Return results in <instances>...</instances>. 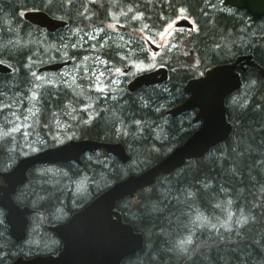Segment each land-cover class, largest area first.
Wrapping results in <instances>:
<instances>
[{
    "label": "trees",
    "instance_id": "obj_1",
    "mask_svg": "<svg viewBox=\"0 0 264 264\" xmlns=\"http://www.w3.org/2000/svg\"><path fill=\"white\" fill-rule=\"evenodd\" d=\"M220 3L218 0H0V61L11 68L9 73H0V128L11 127L23 116L27 106L25 96L30 89L34 90L32 71L51 54L55 59H70L73 63L85 56L102 55L105 59L110 57L108 61L116 66L143 56L134 52L132 43L118 32L107 29L111 13L131 9L125 18L134 31L129 35H140L135 31L137 26L160 27L180 9L197 25L195 31L181 35L186 54L168 52V59L163 62L169 69L166 81L132 92L124 86L121 92L107 91L96 99L89 120L83 111L86 103L69 104L76 99L79 89L59 85L43 91L41 87L32 122L0 140V170L12 167L29 153L27 148L41 150L62 142L56 141L59 138L56 134L70 128L55 127L56 120L58 124L67 121V126L74 125V132L70 129L72 138L121 142L129 160L123 163L100 150L92 156H82L80 165L72 162L57 165L56 176H39L31 169L27 172V183L15 196L17 201L39 205L36 207L43 214L55 207L78 205L76 202L84 201L83 195L88 200L126 176L144 171L182 143L195 127L187 117L189 113L164 117L167 109L185 99L182 87L189 78L210 65L230 62L246 54H251L264 71V19L251 22L244 10L227 12L219 8ZM30 8L44 10L64 20L66 25L53 32L33 25L21 16L23 10ZM100 26H105L102 32L79 37L82 35L79 32ZM127 29L130 30L128 26ZM75 43H80L79 47ZM66 110L68 115L75 112L80 117H66ZM226 115L232 129L224 141L172 172L159 174L132 198L117 203L122 220L143 237L142 248L124 257L120 264H264V75L259 69L249 67L241 74L240 87L226 98ZM41 139L43 142H37ZM48 177L53 179L42 180ZM81 177L87 178V194L78 198L70 183L57 186L64 179ZM197 217L206 218L211 224L201 222L196 227L193 221ZM220 218H226V225L218 223ZM52 222L51 218L42 220L40 216L36 231L28 233L25 242H18L10 237L0 216V264L18 254H32L41 246L43 252H55L57 246L45 228ZM178 235L191 236L186 253L171 247L170 241Z\"/></svg>",
    "mask_w": 264,
    "mask_h": 264
},
{
    "label": "water",
    "instance_id": "obj_2",
    "mask_svg": "<svg viewBox=\"0 0 264 264\" xmlns=\"http://www.w3.org/2000/svg\"><path fill=\"white\" fill-rule=\"evenodd\" d=\"M224 3L244 7L254 21L264 17V0H224ZM23 17L49 32L66 24L65 21L52 18L41 10L25 11ZM176 24L189 26L186 20H180ZM240 61L241 59H235L230 63L215 64L206 69L203 75L191 78L185 83L183 91L189 93V96L166 112L176 116L186 110L196 109L193 121L201 120L199 127L155 164L113 183L75 212L67 222L51 225L50 230L62 243L56 255L37 254L30 258L17 256L8 264H120L124 257L139 251L143 244L142 234L135 232L129 223L123 222L116 209L117 203L126 197L132 198L136 191L152 184L159 174L172 172L186 160L201 157L212 146L228 137L232 127L226 118L225 98L239 88L241 71L244 72L247 67H255L264 75L263 68L250 60V57L245 59L247 66ZM69 63L70 61L54 62L40 67L39 70H56ZM7 70L0 64V71ZM166 78V68L159 67L137 75L127 87L134 91L143 85L148 86ZM97 148H104L123 163L129 160L125 150L116 144L98 143L90 139L69 140L56 147L23 156L12 169L0 171L3 180L0 183V208L5 210V221L13 240L21 241L25 238L28 214L33 211L28 206L16 204L12 197L17 188L25 183L27 171L42 163L75 161L81 164L80 155Z\"/></svg>",
    "mask_w": 264,
    "mask_h": 264
},
{
    "label": "rangeland",
    "instance_id": "obj_3",
    "mask_svg": "<svg viewBox=\"0 0 264 264\" xmlns=\"http://www.w3.org/2000/svg\"><path fill=\"white\" fill-rule=\"evenodd\" d=\"M219 8L221 10L230 12L231 8L223 6L221 3L219 4ZM121 12H113L112 15V21L110 22L109 29L116 33V31H120L122 29V24H117L118 20L123 15H130L131 9L129 7H126L125 10H120ZM123 12V13H122ZM179 18L177 17H171L168 20L164 22V29L163 30H149L144 35L146 39H149L152 43L157 45L159 48H157L155 51L150 50L148 48L147 43L144 42L143 35L142 34H133V35H123V39L126 40V42L132 43L133 45L139 47V49L135 50L139 53H143V56L140 57V60H134L130 61L127 64H131V69L128 72H122V68L124 66H114V62L110 61L108 62L105 58L101 56H94L89 57L85 56L81 60L75 61L73 64H70L68 66H65L59 70L56 71H44V72H36V70L32 71V77L34 79V90L30 89L27 92V95L25 96L27 99V106L24 110L23 116L17 118L16 122L12 124L9 128H0V140L4 137L10 136L13 132L19 131L21 129L27 128L28 124L32 122L34 116L37 112V105H36V99H37V91L40 90V88L44 87L43 91L46 87H52L56 88L59 85H63L70 88L79 89L77 90V97L82 98L83 101L86 102L87 106L84 108V113L86 114L87 120L91 118V111L92 107L94 106V103L98 96H105L107 91L115 92V91H122L123 88L120 86L122 85L120 82L127 81L130 79L132 75L138 72H144L150 69H153L159 65H162L163 62L168 59V52H180L181 54H186V52L183 51L182 43H183V36H181L178 41H176V37L178 34L184 33V29H177L175 28L173 22L175 19ZM171 21V23L166 26V22ZM176 21V20H175ZM144 26H147L146 24ZM102 29H92L88 31H81L82 35L79 37L83 39V35H91L93 33H100ZM115 30V31H114ZM92 39V38H91ZM134 57V56H133ZM132 57V59H133ZM53 61L55 58L51 54L48 58H46V61ZM113 62V63H111ZM165 65V64H164ZM119 68L120 72H116V69ZM103 73V75H101ZM97 86L102 88L103 90H98ZM84 87V88H83ZM66 117L68 115V111H65ZM76 116L79 114L74 113L73 116ZM70 118L71 115H68ZM166 118V115L164 116ZM57 122H53V125L57 128H70L74 132V125H68L67 121L61 122L58 124ZM70 122V119H69ZM15 129V131L13 130ZM68 129L63 134L57 133L56 136L59 138L56 141H65L69 138H72L73 133L71 130ZM31 140V138H28ZM37 142H43V140H38ZM30 152L36 151L38 148L32 147L27 148ZM57 165H48V166H41L39 168H36L37 174L40 176V174H44L47 176H56L57 173ZM85 176V174H84ZM44 178L42 179L44 182L51 181L53 177ZM93 179V178H91ZM59 181V180H58ZM64 183H70L72 185V191L74 196L77 198L82 196L85 191H87V178L81 177L78 179H64L63 183H57V186H63ZM77 185H80L81 187H76ZM73 197V196H72ZM216 206V205H213ZM214 218H217L215 215H213ZM39 220V216L35 217V221ZM196 224H200L201 222H207L209 225L211 222L208 221L206 218L200 217L199 219L194 220ZM219 224L226 225V218H220L218 220ZM36 225L32 228V233L36 231Z\"/></svg>",
    "mask_w": 264,
    "mask_h": 264
},
{
    "label": "flooded vegetation",
    "instance_id": "obj_4",
    "mask_svg": "<svg viewBox=\"0 0 264 264\" xmlns=\"http://www.w3.org/2000/svg\"><path fill=\"white\" fill-rule=\"evenodd\" d=\"M122 30L124 31V28L122 27ZM81 43V42H80ZM80 43H75V47H79V45H80ZM128 49H130V47L128 46ZM131 49H133L134 50V52H135V50H137V49H139V47H137V46H135V45H133V44H131ZM108 59H111L110 57L108 58ZM108 59H106L107 61H108ZM108 62H110V61H108ZM112 63V62H111ZM114 66H116V64L114 65ZM122 85L120 86L121 88L124 86H126V83H127V81H122V82H120ZM123 87V88H124ZM74 102H77V105L79 104V103H82V104H84V103H86L85 101H82V100H80L78 97H76V99L75 100H72L71 102H69V104H71V103H74ZM75 112H73L72 114H71V116H73V114H74ZM82 138H86V137H81V138H78V137H76V138H72V139H82ZM61 143V142H60ZM59 143V144H60ZM2 181V179H0V182ZM20 191H22V188H18V190H17V192L14 194V195H16V196H18L19 195V193H20ZM92 199V197H90V199L87 201V202H89L90 200ZM87 202L86 203H84L83 205H70V204H68V205H63V206H59V207H55V209L54 210H51V211H47V212H44L43 214H42V212L40 211V209H38L36 206H39V205H33V206H31L32 208H34V212H33V214H31V216L33 215V217H34V215L35 214H39L40 216H42V217H49V218H51V219H53V222L52 223H49V224H47L46 225V230L51 234V238L53 239V243H55L56 244V246H57V248H56V250H55V252H53V251H50L49 253H47V254H56L57 252H58V250L61 248V246H62V244H61V240L57 237V235L53 232V231H51V230H49L48 229V226L49 225H52V224H56V223H62V222H65L74 212H76L77 210H80L81 208H83L84 206H85V204H87ZM4 215V211L2 210V209H0V216H3ZM37 222H38V220H37ZM35 253V252H34ZM46 253V252H45Z\"/></svg>",
    "mask_w": 264,
    "mask_h": 264
},
{
    "label": "clouds",
    "instance_id": "obj_5",
    "mask_svg": "<svg viewBox=\"0 0 264 264\" xmlns=\"http://www.w3.org/2000/svg\"><path fill=\"white\" fill-rule=\"evenodd\" d=\"M217 207H220V205H217ZM197 219H199V217H197ZM193 223H195V221H193ZM200 226L199 224L196 225V227ZM170 244L173 250L186 253L188 251V246L191 244V236L178 235L170 241Z\"/></svg>",
    "mask_w": 264,
    "mask_h": 264
},
{
    "label": "bare ground",
    "instance_id": "obj_6",
    "mask_svg": "<svg viewBox=\"0 0 264 264\" xmlns=\"http://www.w3.org/2000/svg\"><path fill=\"white\" fill-rule=\"evenodd\" d=\"M222 2V1H221ZM248 14V13H247ZM250 57V60H252V61H254L253 60V57H252V55L251 54H246V55H240V56H238V57H236L235 59H241V63H243V65L244 66H247V64L245 63V59H247L248 57ZM234 59V60H235ZM255 62V61H254ZM1 65H3V66H5L8 70L7 71H0V73H9L10 71H11V68L8 66V65H6L5 63H0ZM240 87V86H239ZM86 138H82V139H73V140H76V141H83V140H85ZM94 141H96V142H98V143H106V142H104V141H99V140H95L94 139ZM113 144H116V145H118V146H121L124 150H125V148H124V146H123V144L121 143V142H119V141H116V142H113ZM59 145V143L58 144H56V145H54V146H51V147H47V148H44V149H41V150H38V151H43V150H46V149H50V148H53V147H56V146H58ZM112 185V184H111ZM110 185V186H111ZM110 186H108L106 189H108ZM232 207V206H231Z\"/></svg>",
    "mask_w": 264,
    "mask_h": 264
},
{
    "label": "snow or ice",
    "instance_id": "obj_7",
    "mask_svg": "<svg viewBox=\"0 0 264 264\" xmlns=\"http://www.w3.org/2000/svg\"><path fill=\"white\" fill-rule=\"evenodd\" d=\"M0 63H3V61H0ZM116 72H120V69L119 68H117L116 69ZM101 75H103V73H101ZM97 88H98V90H103L102 88H100L99 86H97ZM136 123L138 124V123H140L139 121H136ZM14 131H15V129H13ZM241 220H243V217H241Z\"/></svg>",
    "mask_w": 264,
    "mask_h": 264
}]
</instances>
